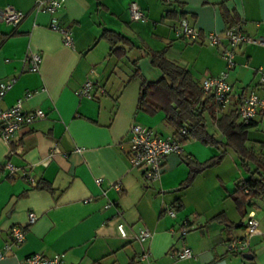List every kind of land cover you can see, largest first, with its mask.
Wrapping results in <instances>:
<instances>
[{
    "label": "crops",
    "instance_id": "1",
    "mask_svg": "<svg viewBox=\"0 0 264 264\" xmlns=\"http://www.w3.org/2000/svg\"><path fill=\"white\" fill-rule=\"evenodd\" d=\"M38 1L0 0V9L24 14L16 28L0 22V82L15 79L0 106L9 109L30 93L23 110L46 114L14 135L12 155L11 146L0 138V163L9 161L18 169L15 176L0 173V251L11 241L13 227L26 235L0 264H20L36 253L47 258L59 254L63 264H134L143 254L148 257L140 264H264V200L249 203L238 191L249 173L232 151L186 189L181 188L189 174L184 160L204 163L219 155L217 148L196 141L182 144L180 154L165 158L153 183L128 163L131 125L175 137L161 108L139 105L141 84L161 77L149 53L164 52L198 84L206 76L217 77L227 70V42L210 46L205 39H179L174 25L186 20L203 35L239 26L251 39L264 40V0H65L53 16L35 12ZM131 3L145 13V22L130 19ZM54 17L72 32L71 48L50 30ZM105 31L125 39L114 52L101 37ZM32 53L41 57L35 73L26 63ZM234 63L227 77L232 104L253 91L264 95V45L238 47ZM87 80L103 93L95 92L92 100L78 97ZM208 131L224 142L211 121ZM246 146L264 163V114L248 130ZM29 213L37 217L33 224ZM249 214L259 233L243 254H232L227 243L243 236ZM121 224L126 238L118 232ZM143 229L152 237L139 242L136 237ZM183 248L191 251V258H172Z\"/></svg>",
    "mask_w": 264,
    "mask_h": 264
},
{
    "label": "built area",
    "instance_id": "2",
    "mask_svg": "<svg viewBox=\"0 0 264 264\" xmlns=\"http://www.w3.org/2000/svg\"><path fill=\"white\" fill-rule=\"evenodd\" d=\"M65 6V0H40L33 10L35 12H45L53 16ZM130 19L135 22H145L146 15L140 10L136 3H131L128 6ZM24 18V14L11 7L0 9V22L16 28ZM49 28L52 31L58 32L62 38V43L65 47L71 48L73 46L72 32L61 26L57 19H51ZM174 34L179 39H186L191 42H198L200 39H205L210 46H220L222 41L227 42V46L223 52V60L225 62L226 71L217 77L206 76L201 82V89L204 94L213 96L217 107L226 109L232 105V88L227 81L228 72L234 67L235 50L238 47L249 44H263L264 40H253L248 37L239 26L227 28L222 34L208 33L202 34L198 29L190 26L186 20L178 21L173 27ZM41 57L38 53L27 55L26 63L28 64V71L31 73L38 72ZM15 79H7L0 82V104L6 92L12 87ZM264 83V77L260 79ZM103 93L102 89L97 90L94 83L87 80L77 90V96L92 100L95 98V92ZM30 97V93H26L23 98L18 100L16 104L9 109H2L0 106V125L2 130L0 138L7 144H10L14 135L23 127L29 126L32 123L42 120L46 114L42 110H35L33 112H26L23 110V101ZM235 111L238 120L244 124H249L258 116L264 114V95H258L256 92H251L247 96L239 97L235 101ZM182 134L185 131L182 130ZM128 163L131 168L142 172L143 178L153 183L159 180L161 176V168L165 158L170 154H180L182 152V142L177 137H163L153 130L143 127L138 124H133L128 132ZM76 151H80L76 149ZM54 152L58 153V149L54 148ZM11 155L13 152L10 153ZM6 171L10 176H15L18 169L9 161L0 163V173ZM27 180L33 182L29 177ZM97 185H100L101 180H95ZM117 192L121 191L120 184L115 187ZM172 217L173 211L168 212ZM37 217L33 213L28 214L29 224H33ZM243 236L240 238H233L227 243L228 252L232 254H243L249 247V240L251 237L257 235L258 222L253 214H249L245 220ZM183 227H187L184 224ZM118 232L122 238H126L124 226L118 225ZM187 230V228H186ZM183 230L182 235L186 234ZM25 231L20 227H13L10 231L11 241L6 243L0 251V260L4 259L6 255L12 251L13 248L20 246L25 240ZM152 234L147 229L140 230L136 237L139 242H145L150 239ZM148 255H141L134 264H140L147 259ZM192 253L188 248L172 254V258L177 260L189 259ZM20 264H63L62 256L55 255L47 258L41 254H31L27 256Z\"/></svg>",
    "mask_w": 264,
    "mask_h": 264
},
{
    "label": "trees",
    "instance_id": "3",
    "mask_svg": "<svg viewBox=\"0 0 264 264\" xmlns=\"http://www.w3.org/2000/svg\"><path fill=\"white\" fill-rule=\"evenodd\" d=\"M101 37L109 42L111 52H114L118 42L125 41L122 36L110 31H105ZM149 56L151 65L161 72V77L155 83L141 84L139 105L150 107L153 111L161 108L165 113L166 124L174 129V136L182 143L193 139L219 150L217 157L204 163L185 159L189 174L181 188L190 187L197 175L220 164L228 151H232L249 173L248 180L241 184L238 191L249 203L253 199L264 200L263 159L246 146L248 130L254 126L255 120L249 124L240 122L235 104L222 112L224 109L217 107L213 96L204 94L201 85L193 80L189 71L169 62L164 52H150ZM208 121L215 125L224 142L216 140L209 133ZM182 130L185 131L184 135ZM9 145L13 152L14 147L11 143ZM249 164L254 168L250 169Z\"/></svg>",
    "mask_w": 264,
    "mask_h": 264
},
{
    "label": "rangeland",
    "instance_id": "4",
    "mask_svg": "<svg viewBox=\"0 0 264 264\" xmlns=\"http://www.w3.org/2000/svg\"><path fill=\"white\" fill-rule=\"evenodd\" d=\"M194 141H196V142H200V141H197V140H193V139H191V140H189V141H187V142H185V143H183V144H189L190 142H194ZM201 143V142H200ZM202 144V143H201ZM182 232L183 231H181V233L180 234H182Z\"/></svg>",
    "mask_w": 264,
    "mask_h": 264
}]
</instances>
